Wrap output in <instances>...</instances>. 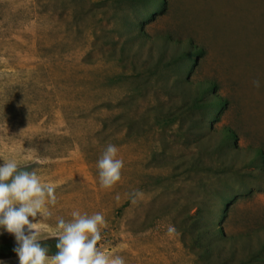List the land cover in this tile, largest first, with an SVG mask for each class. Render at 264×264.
<instances>
[{
  "label": "rangeland",
  "instance_id": "1",
  "mask_svg": "<svg viewBox=\"0 0 264 264\" xmlns=\"http://www.w3.org/2000/svg\"><path fill=\"white\" fill-rule=\"evenodd\" d=\"M165 2L160 13L126 0H0V166L16 160L55 185L52 215L32 221L39 240L58 238L73 211L101 213L98 247L125 264H260L264 0ZM206 87L223 105L216 121L194 106ZM223 129L235 134L231 168L214 177ZM108 144L124 162L112 189L97 167ZM0 242L16 244L3 228Z\"/></svg>",
  "mask_w": 264,
  "mask_h": 264
},
{
  "label": "clouds",
  "instance_id": "2",
  "mask_svg": "<svg viewBox=\"0 0 264 264\" xmlns=\"http://www.w3.org/2000/svg\"><path fill=\"white\" fill-rule=\"evenodd\" d=\"M253 86L259 88L260 81L254 80ZM117 153V146L108 144L97 162L100 184L105 189H112L121 181L124 162ZM56 203L55 185L43 182L36 172L25 170L16 160L0 166V228L15 237L13 251L19 264H125L122 256L98 247L101 229L107 227L101 213L88 216L73 211L70 221L58 218L57 251L49 256V248L37 236L38 222L32 221L38 214L50 217L48 206ZM175 232L174 226L168 227L169 235Z\"/></svg>",
  "mask_w": 264,
  "mask_h": 264
},
{
  "label": "trees",
  "instance_id": "3",
  "mask_svg": "<svg viewBox=\"0 0 264 264\" xmlns=\"http://www.w3.org/2000/svg\"><path fill=\"white\" fill-rule=\"evenodd\" d=\"M131 4L134 8L138 6L144 9V12H147L150 9H156V11L163 13L166 9L165 0H126ZM137 13V12H136ZM140 23L142 24L141 15H136L133 18V22L131 23L133 27V31H136V25ZM164 45H169V42L166 40ZM178 53V59L181 61L191 59V56L194 54V51L190 47L178 46L174 48ZM184 68V65H182ZM210 90V87H206L204 89L198 90L196 95V100L194 102V106L197 107H205L208 109L207 117H210L213 121L217 120V117H213L212 114L215 110L219 109L222 105L221 101L218 100L215 96L208 95L206 90ZM222 138L221 142L217 144L214 148V154L217 155L216 162L212 168V172L214 173V177H217L218 174L228 173L230 171L231 166H229L226 157V150L230 147V144L235 139V134L228 130H222ZM257 157L262 158L260 151H257ZM224 202V201H223ZM222 220V218H221ZM214 233L217 234V229L214 230ZM58 238L53 239H45L40 240L42 244L46 245L49 248V256L54 255L57 251L55 245L57 243ZM16 247V244L11 242H0V254L5 255L6 257L17 256L13 251V248ZM252 259L255 261L254 263L264 264V242L260 245V250L252 256Z\"/></svg>",
  "mask_w": 264,
  "mask_h": 264
}]
</instances>
